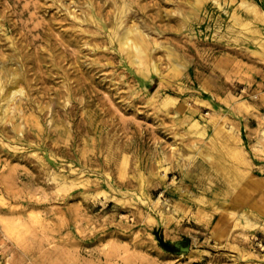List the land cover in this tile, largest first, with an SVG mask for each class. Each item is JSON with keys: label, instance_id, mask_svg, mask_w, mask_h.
Segmentation results:
<instances>
[{"label": "rangeland", "instance_id": "rangeland-1", "mask_svg": "<svg viewBox=\"0 0 264 264\" xmlns=\"http://www.w3.org/2000/svg\"><path fill=\"white\" fill-rule=\"evenodd\" d=\"M0 264H264V0H0Z\"/></svg>", "mask_w": 264, "mask_h": 264}, {"label": "bare ground", "instance_id": "bare-ground-1", "mask_svg": "<svg viewBox=\"0 0 264 264\" xmlns=\"http://www.w3.org/2000/svg\"><path fill=\"white\" fill-rule=\"evenodd\" d=\"M128 41H131L133 43V45L135 47V54H136L137 58L142 61L144 59L143 52H145L144 51V45H142V43L139 42V40L137 38H133V39L129 38V39H127V42ZM4 224H5L6 229L12 228L11 223H9L8 220H4ZM10 231H12V230H10Z\"/></svg>", "mask_w": 264, "mask_h": 264}, {"label": "trees", "instance_id": "trees-1", "mask_svg": "<svg viewBox=\"0 0 264 264\" xmlns=\"http://www.w3.org/2000/svg\"><path fill=\"white\" fill-rule=\"evenodd\" d=\"M160 241H161V240H160ZM161 244H162L166 249H170V248H171V244H170V243H167V242L161 241Z\"/></svg>", "mask_w": 264, "mask_h": 264}, {"label": "water", "instance_id": "water-1", "mask_svg": "<svg viewBox=\"0 0 264 264\" xmlns=\"http://www.w3.org/2000/svg\"><path fill=\"white\" fill-rule=\"evenodd\" d=\"M178 242H175L174 245H178ZM184 249H187V246L183 247Z\"/></svg>", "mask_w": 264, "mask_h": 264}]
</instances>
